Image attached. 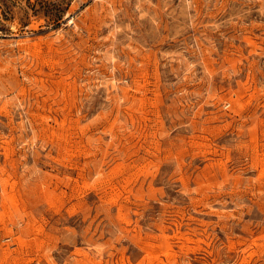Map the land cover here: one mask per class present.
<instances>
[{"label": "rangeland", "instance_id": "1", "mask_svg": "<svg viewBox=\"0 0 264 264\" xmlns=\"http://www.w3.org/2000/svg\"><path fill=\"white\" fill-rule=\"evenodd\" d=\"M0 264H264V0H0Z\"/></svg>", "mask_w": 264, "mask_h": 264}]
</instances>
